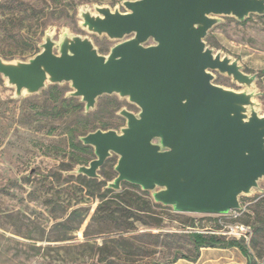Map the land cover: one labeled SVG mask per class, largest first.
Wrapping results in <instances>:
<instances>
[{
	"label": "water",
	"instance_id": "obj_1",
	"mask_svg": "<svg viewBox=\"0 0 264 264\" xmlns=\"http://www.w3.org/2000/svg\"><path fill=\"white\" fill-rule=\"evenodd\" d=\"M123 6L80 11L84 29L117 41L108 53L87 35L47 36L28 60L0 56V75L17 97L67 82L87 112L106 94L139 107L137 113L120 110L127 120L120 131L80 137L96 157L79 165L77 175L102 179L99 170L115 154L117 176L108 188L140 186L176 212L242 210L241 196L264 179V113L251 89L258 75L206 38L220 16L264 15V0H125ZM216 73L247 89L216 83Z\"/></svg>",
	"mask_w": 264,
	"mask_h": 264
},
{
	"label": "rangeland",
	"instance_id": "obj_2",
	"mask_svg": "<svg viewBox=\"0 0 264 264\" xmlns=\"http://www.w3.org/2000/svg\"><path fill=\"white\" fill-rule=\"evenodd\" d=\"M123 1L0 0V56L28 60L42 50L47 36L60 41L65 35L90 36L101 53H108L117 41L84 29L80 11L97 5L124 11ZM206 40L238 60L245 72H262L264 15L252 14L244 21L220 16ZM215 82L247 89L226 74L216 73ZM251 89L263 114L264 90L258 80ZM71 91L70 83H48L39 93L17 97L15 87L0 75V264H173L194 257L197 248L189 234L212 227L210 215L176 212L160 203L147 209L138 198L141 191L147 192L143 199L156 202L140 186L123 182L120 190L109 188L107 198L123 193L119 203L131 209L129 218L93 219L101 202L98 194L108 187L100 190L88 176L76 174L79 165L96 157L80 137L97 129L120 131L127 122L120 110L137 113L139 107L106 94L87 112ZM117 160L115 154L108 158L99 170L102 179H95L112 181ZM249 201L254 202L249 212L226 220L253 225L250 241L243 238V243L264 261L259 240L264 238V179L251 194L241 196L242 205ZM138 204L144 210L136 209Z\"/></svg>",
	"mask_w": 264,
	"mask_h": 264
},
{
	"label": "trees",
	"instance_id": "obj_3",
	"mask_svg": "<svg viewBox=\"0 0 264 264\" xmlns=\"http://www.w3.org/2000/svg\"><path fill=\"white\" fill-rule=\"evenodd\" d=\"M86 180L90 183H98L100 185V190H102V188L107 185V183H105L103 180L98 181L95 178H90V179L86 178ZM132 187L140 189L138 186L132 185ZM109 193H112V189L108 188V189H105L103 192L102 191L99 192L98 196L100 197L101 202L98 205V208L96 210V214L93 217V219L99 218L100 221L101 220L102 221L111 220L113 222H116L117 220H120L121 217L125 218V219L129 218L133 214L130 211L131 209H127L125 206L123 207L119 203L120 202L119 199L122 201L123 193L111 195V197L107 198V195H109ZM143 194L147 195V192L141 191L138 195V198L140 200H143L144 204L148 205V207H146L147 209H151L152 204L153 205H159L158 203L157 204L153 203L148 198L143 199ZM144 208L145 207H143L140 204L136 205V209H138V210H144ZM245 212L246 211H243L242 214H244ZM209 218H211V220L213 221L212 227H210V228H212V230H217V229L223 228V225L221 224L220 220H225L226 222H228L226 220L225 216H211L210 215ZM238 218H235V219H238ZM240 223H244V222H240ZM244 224L251 225L253 232H254V228H253L252 224H249V223H244ZM193 226L195 227L196 225H193ZM210 231H211V229H207L206 232H202L199 230H193L190 232L189 236H190L192 242L194 243V245L196 246L197 252H196V255L194 257H191V258L190 257H184V258L196 259L198 254H199L200 248L204 247V246H219V247L237 246L245 254H249V249L243 243L244 242L243 238L227 237L225 234H217V233H213Z\"/></svg>",
	"mask_w": 264,
	"mask_h": 264
},
{
	"label": "crops",
	"instance_id": "obj_4",
	"mask_svg": "<svg viewBox=\"0 0 264 264\" xmlns=\"http://www.w3.org/2000/svg\"><path fill=\"white\" fill-rule=\"evenodd\" d=\"M261 71L254 73H258V82L264 90V67ZM253 205L252 201L244 203V211L249 212ZM259 240L264 246V238ZM173 264H264V261L258 258L254 249L249 250V254H245L237 246H204L200 248L196 259L179 258Z\"/></svg>",
	"mask_w": 264,
	"mask_h": 264
},
{
	"label": "built area",
	"instance_id": "obj_5",
	"mask_svg": "<svg viewBox=\"0 0 264 264\" xmlns=\"http://www.w3.org/2000/svg\"><path fill=\"white\" fill-rule=\"evenodd\" d=\"M244 211V206L242 210L232 211L228 215H211V216H225L226 218H238L242 212ZM223 225L222 229L212 230L210 232L217 234H225V235H235L237 238H244L246 240H250L253 235V229L251 225L240 223V222H226L225 220H220Z\"/></svg>",
	"mask_w": 264,
	"mask_h": 264
}]
</instances>
